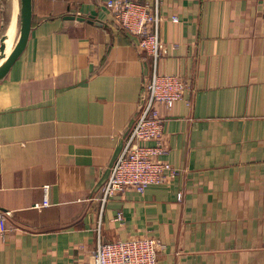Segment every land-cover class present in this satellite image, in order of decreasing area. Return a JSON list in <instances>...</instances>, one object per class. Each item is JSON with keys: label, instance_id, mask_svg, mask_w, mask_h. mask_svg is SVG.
I'll use <instances>...</instances> for the list:
<instances>
[{"label": "crops", "instance_id": "obj_1", "mask_svg": "<svg viewBox=\"0 0 264 264\" xmlns=\"http://www.w3.org/2000/svg\"><path fill=\"white\" fill-rule=\"evenodd\" d=\"M141 1L162 17L158 73L188 83L158 105L178 174L102 201L153 59L101 0H34L0 83V264H88L99 241L140 236L158 264H264V0Z\"/></svg>", "mask_w": 264, "mask_h": 264}, {"label": "built area", "instance_id": "obj_2", "mask_svg": "<svg viewBox=\"0 0 264 264\" xmlns=\"http://www.w3.org/2000/svg\"><path fill=\"white\" fill-rule=\"evenodd\" d=\"M101 3L120 28L137 37L138 51L150 56L154 63V71L142 90L145 93L143 105L128 129L124 146L103 187L102 201L105 203L126 189L144 192L148 186L168 183L178 174L179 170L162 158L168 152L164 142L167 118L161 114L158 105L163 104L171 110L177 101L184 98L188 83L180 75H165L157 71L158 60L166 54L167 44L159 33L162 17L149 2L101 0ZM173 20L178 22L179 19L175 16ZM7 215L0 210V237L9 231ZM162 247L154 236L99 241L88 264H158Z\"/></svg>", "mask_w": 264, "mask_h": 264}, {"label": "water", "instance_id": "obj_3", "mask_svg": "<svg viewBox=\"0 0 264 264\" xmlns=\"http://www.w3.org/2000/svg\"><path fill=\"white\" fill-rule=\"evenodd\" d=\"M64 18L110 28L107 22L82 12ZM11 26L14 32L9 36ZM33 28L34 0H0V83L8 76L16 61L26 50ZM144 95L142 91L139 110L143 105Z\"/></svg>", "mask_w": 264, "mask_h": 264}, {"label": "bare ground", "instance_id": "obj_4", "mask_svg": "<svg viewBox=\"0 0 264 264\" xmlns=\"http://www.w3.org/2000/svg\"><path fill=\"white\" fill-rule=\"evenodd\" d=\"M14 30H13V26H11V31L8 32L9 36H12L11 33L13 34Z\"/></svg>", "mask_w": 264, "mask_h": 264}, {"label": "rangeland", "instance_id": "obj_5", "mask_svg": "<svg viewBox=\"0 0 264 264\" xmlns=\"http://www.w3.org/2000/svg\"><path fill=\"white\" fill-rule=\"evenodd\" d=\"M9 31H11V28H10V30ZM11 35H13L12 33H11Z\"/></svg>", "mask_w": 264, "mask_h": 264}]
</instances>
